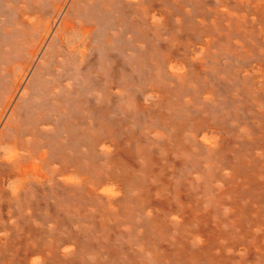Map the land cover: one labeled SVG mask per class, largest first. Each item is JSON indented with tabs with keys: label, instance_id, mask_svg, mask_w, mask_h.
<instances>
[{
	"label": "bare ground",
	"instance_id": "bare-ground-1",
	"mask_svg": "<svg viewBox=\"0 0 264 264\" xmlns=\"http://www.w3.org/2000/svg\"><path fill=\"white\" fill-rule=\"evenodd\" d=\"M0 264H264V0H0Z\"/></svg>",
	"mask_w": 264,
	"mask_h": 264
}]
</instances>
